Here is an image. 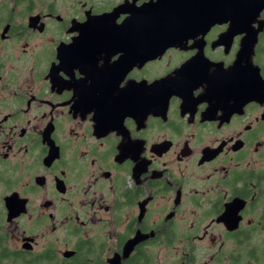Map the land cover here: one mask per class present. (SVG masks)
Returning <instances> with one entry per match:
<instances>
[{"label": "flooded vegetation", "instance_id": "obj_1", "mask_svg": "<svg viewBox=\"0 0 264 264\" xmlns=\"http://www.w3.org/2000/svg\"><path fill=\"white\" fill-rule=\"evenodd\" d=\"M157 2L0 0V264H264V0Z\"/></svg>", "mask_w": 264, "mask_h": 264}, {"label": "water", "instance_id": "obj_2", "mask_svg": "<svg viewBox=\"0 0 264 264\" xmlns=\"http://www.w3.org/2000/svg\"><path fill=\"white\" fill-rule=\"evenodd\" d=\"M231 3V4H230ZM250 0H230L229 3H226V0H158L157 8L154 7L151 11H149L148 15L150 18V25L151 28L153 27H159V28H167V27H173L174 26V21L177 20L178 14L180 11H184V9L188 8L190 11H199L198 7L199 6H204V10H212L214 11L219 8L221 11L224 10L225 12L227 11L226 7L229 8V10L235 11L239 6L241 7L244 6V8H247V12H250L249 6H250ZM231 8V9H230ZM179 10V11H178ZM216 15L222 16L223 13H216ZM177 16V17H176ZM252 15H249L248 17L245 18L246 25L248 22L252 21L251 19ZM210 21V25L220 22L221 20H230L233 22H238L235 21L237 20L236 18L232 16H227L226 18H218V17H211L208 19ZM152 22V23H151ZM150 38L158 39V38H174L173 35H149ZM155 41L151 40V44L154 43ZM158 42V41H157ZM174 42V41H173ZM166 43V42H165ZM8 204V201H7ZM7 208H10V206L7 205ZM13 212L8 209V220L13 218L12 215ZM18 214V213H17ZM134 243L126 244L124 247L123 251V257L126 258L132 249V246ZM73 254V252H66L64 254L65 257H69ZM108 264H120V259L117 257H113L109 259Z\"/></svg>", "mask_w": 264, "mask_h": 264}, {"label": "rangeland", "instance_id": "obj_3", "mask_svg": "<svg viewBox=\"0 0 264 264\" xmlns=\"http://www.w3.org/2000/svg\"><path fill=\"white\" fill-rule=\"evenodd\" d=\"M6 230H13V228H7ZM176 257L174 255H164V250H159L158 256L156 255V259L153 260L154 264H174Z\"/></svg>", "mask_w": 264, "mask_h": 264}, {"label": "trees", "instance_id": "obj_4", "mask_svg": "<svg viewBox=\"0 0 264 264\" xmlns=\"http://www.w3.org/2000/svg\"><path fill=\"white\" fill-rule=\"evenodd\" d=\"M48 262H50V260H49V255L48 254H46V256H44V258H42V260H35V261H32V263H34V264H46V263H48ZM54 264H59V263H54ZM61 264V263H60Z\"/></svg>", "mask_w": 264, "mask_h": 264}]
</instances>
